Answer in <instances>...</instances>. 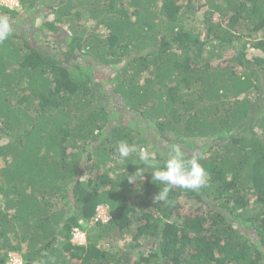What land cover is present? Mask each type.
<instances>
[{
	"label": "trees",
	"instance_id": "16d2710c",
	"mask_svg": "<svg viewBox=\"0 0 264 264\" xmlns=\"http://www.w3.org/2000/svg\"><path fill=\"white\" fill-rule=\"evenodd\" d=\"M20 1L0 7V264H264V0ZM121 140L208 182L154 202Z\"/></svg>",
	"mask_w": 264,
	"mask_h": 264
},
{
	"label": "clouds",
	"instance_id": "9594fccd",
	"mask_svg": "<svg viewBox=\"0 0 264 264\" xmlns=\"http://www.w3.org/2000/svg\"><path fill=\"white\" fill-rule=\"evenodd\" d=\"M10 31L11 28L7 18L0 17V41L5 40L9 36ZM115 151L120 160H127L130 156L134 155L148 169L153 170L150 174L152 181L164 185V187L159 189V192L154 196V202L160 203L168 201L169 192L175 187L188 190H198L208 182V173L200 164L199 159L193 158L186 162L178 147H173L171 149L162 168L158 167V163L152 159L155 155L154 153L148 151L145 147L130 144L126 140H121L117 144ZM138 173L142 174L143 169H136L134 175L127 177L130 183H135L144 178L145 175H143L142 179H138Z\"/></svg>",
	"mask_w": 264,
	"mask_h": 264
},
{
	"label": "built area",
	"instance_id": "2783aa9c",
	"mask_svg": "<svg viewBox=\"0 0 264 264\" xmlns=\"http://www.w3.org/2000/svg\"><path fill=\"white\" fill-rule=\"evenodd\" d=\"M0 7L11 10V11H15V10H19L21 8V1L20 0H0ZM112 219V216L109 213V209L107 206H99L96 210V216L94 218V223H98L101 222L103 224H108ZM80 239L77 242L75 241V239ZM85 234L76 229L74 231V235L72 237V239H74V243L77 244H84L85 243ZM80 241V242H79ZM10 260H9V264H24L21 257H19L16 254H10Z\"/></svg>",
	"mask_w": 264,
	"mask_h": 264
},
{
	"label": "rangeland",
	"instance_id": "374dc122",
	"mask_svg": "<svg viewBox=\"0 0 264 264\" xmlns=\"http://www.w3.org/2000/svg\"><path fill=\"white\" fill-rule=\"evenodd\" d=\"M44 3H45V0H39V4H38V6H39V8L40 9H44V7H42L41 5H44ZM41 6V7H40ZM86 26H88L89 27V24L88 25H86ZM60 38H63L62 37V35L60 36ZM251 54H253V53H251ZM223 62H225V60H223V61H221V63H223ZM97 64V63H96ZM215 64H220L219 62H215ZM96 71H97V73L98 74H100V75H98V76H103V73H104V69H103V67L101 66V65H98L97 64V68H96ZM264 99V98H263ZM263 104H264V102H263ZM122 114H124V113H122ZM125 120H127V117H124V121ZM113 126H114V123H113ZM140 126H142V125H140ZM160 144V143H159ZM165 144H162V146H164ZM170 152H171V150H170ZM78 240H80V239H75V241L77 242ZM73 241H74V239H73ZM80 242V241H79ZM20 257V256H19Z\"/></svg>",
	"mask_w": 264,
	"mask_h": 264
}]
</instances>
